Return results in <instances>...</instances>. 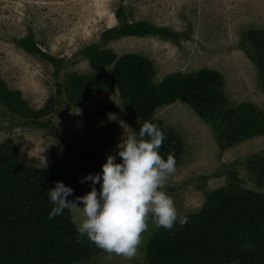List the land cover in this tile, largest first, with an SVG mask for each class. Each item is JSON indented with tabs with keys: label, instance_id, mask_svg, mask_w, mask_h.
Wrapping results in <instances>:
<instances>
[{
	"label": "rangeland",
	"instance_id": "obj_1",
	"mask_svg": "<svg viewBox=\"0 0 264 264\" xmlns=\"http://www.w3.org/2000/svg\"><path fill=\"white\" fill-rule=\"evenodd\" d=\"M120 6L126 8L129 21L168 27L180 39L129 36L102 41V34L119 24ZM253 30L264 33V0H0V76L10 88L20 90L32 108L44 107L55 95L57 80L54 67L20 48L18 40L33 32L43 51L64 60L62 106L51 117V128L23 125V117L7 113L0 104V145L12 139L25 165L48 169L54 163L53 151L64 149L63 139L71 146L79 176L101 171L106 156L115 155L123 138L121 122L128 123L118 87L105 86L112 67L94 73L83 54L99 43L119 56L150 59L156 84L174 73L205 69L223 79L214 122L181 101L155 112L178 133L183 145L175 172L164 186L180 215L199 213L210 194L233 182L264 195L257 180L264 171L251 166V160L264 157V80L242 47L246 41L254 53L245 37ZM244 106L260 117L249 115ZM87 183L81 195L90 191ZM158 228L149 219L131 258L105 254L93 245L97 253L76 264H148V244Z\"/></svg>",
	"mask_w": 264,
	"mask_h": 264
},
{
	"label": "trees",
	"instance_id": "obj_2",
	"mask_svg": "<svg viewBox=\"0 0 264 264\" xmlns=\"http://www.w3.org/2000/svg\"><path fill=\"white\" fill-rule=\"evenodd\" d=\"M116 15L119 24L102 34L104 42L129 36L167 40L181 37L168 27L129 21L124 6L119 7ZM245 37L254 53L248 51L246 41L242 47L264 80V33L253 30ZM17 45L54 67L55 95L44 107L34 109L20 90L10 88L0 76V104L7 113L23 117V125L51 128V117L62 106L60 73L64 60L43 51L33 32L18 40ZM83 54L94 73L112 67L105 86L118 87L125 119L133 131H138L145 121L165 130L166 139L159 147L162 157L172 153L178 161L183 145L178 133L155 117L159 107L181 101L202 118L215 121L224 85L218 72L207 69L191 74L178 72L156 84L155 68L148 58L137 54L119 56L112 50H103L99 43L85 48ZM244 107L249 115L260 117L252 107ZM45 117L50 119L43 120ZM62 141L64 149L53 151L54 163L48 169L25 165L14 140L7 139L0 145V264H76L97 253L86 236L77 239L67 209L62 215L48 217L53 204L46 191L56 181L73 188L67 199L81 195L88 184L79 182L82 177L72 160L71 146ZM251 166L264 171V157L251 160ZM257 180L264 186V177ZM187 217L184 225L177 223L171 230L158 228L148 244V264H264V195L233 182L210 194L203 209Z\"/></svg>",
	"mask_w": 264,
	"mask_h": 264
},
{
	"label": "clouds",
	"instance_id": "obj_3",
	"mask_svg": "<svg viewBox=\"0 0 264 264\" xmlns=\"http://www.w3.org/2000/svg\"><path fill=\"white\" fill-rule=\"evenodd\" d=\"M121 126L124 134L115 146V155L106 156L101 171L79 180L82 184L90 182V191L67 199L73 188L56 181L46 194L53 204L49 219L67 209L77 239L86 236L90 245L105 254L131 258L141 244L149 219L157 227L171 230L177 223L184 225L188 217L178 213L172 196L164 190L176 165L172 153L166 158L159 154L165 130L150 121L143 122L138 131L129 132L130 127L123 122Z\"/></svg>",
	"mask_w": 264,
	"mask_h": 264
}]
</instances>
